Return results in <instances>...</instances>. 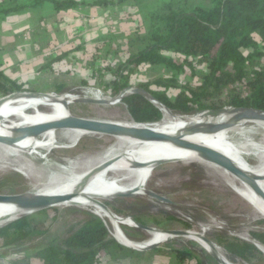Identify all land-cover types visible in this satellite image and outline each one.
Instances as JSON below:
<instances>
[{
  "label": "trees",
  "instance_id": "1",
  "mask_svg": "<svg viewBox=\"0 0 264 264\" xmlns=\"http://www.w3.org/2000/svg\"><path fill=\"white\" fill-rule=\"evenodd\" d=\"M43 1L38 0L37 3ZM49 1L59 11L84 4L77 0ZM129 1L144 8L145 12L138 11L139 23L142 25L147 21L148 30L137 34L139 46L136 50H127L129 54L120 61L118 59L117 75L120 79L108 82L104 89L118 95L137 83L138 88L149 92L177 115L187 116L227 107H256L264 110V0H203V5L196 1L191 3L190 0ZM23 7L26 6L15 4L2 8V11L7 13ZM130 41L128 43L132 45ZM229 46L234 50L225 56ZM213 48H218V54L209 57ZM248 53H253L255 60L262 59V62L257 60L253 63L252 73L245 68L249 61ZM175 54L179 55V60ZM222 58H225L227 65L231 64V72L225 70ZM237 58L241 60L240 66L232 62ZM143 64L163 65L172 73L163 74L152 81L137 82L134 74L139 72ZM187 64L194 71L201 64L204 70L202 82L185 75V83H182L180 78L175 77L173 73ZM124 77L129 83L121 82ZM17 91L30 90L16 80H6L0 69V96L5 97ZM122 101L135 122L149 124L164 118V110L142 93L125 94ZM57 209L56 206L43 210L53 212ZM164 217L175 219L172 215ZM135 219L148 225L140 216L136 215ZM177 220L182 228H191V223L186 219L179 217ZM73 228L62 238L44 244L50 228H44L32 214H27L0 230V238L4 245H15L22 252L34 247L31 254L25 252V257L34 258L36 264H98L102 252L124 247L111 234L104 219L96 213H89L84 221ZM251 234L264 245V231ZM36 238L42 239L35 241ZM210 239L235 261L253 263L264 256L252 241L231 236L225 231H215ZM175 250L180 264H185L184 259L190 253Z\"/></svg>",
  "mask_w": 264,
  "mask_h": 264
},
{
  "label": "rangeland",
  "instance_id": "2",
  "mask_svg": "<svg viewBox=\"0 0 264 264\" xmlns=\"http://www.w3.org/2000/svg\"><path fill=\"white\" fill-rule=\"evenodd\" d=\"M194 1L203 5V0H190L191 3ZM147 30L148 23L146 21L143 25V32ZM25 35L30 37L29 33H25ZM114 38L115 37L109 39V43H106L107 46L113 43L112 40ZM73 45L74 44L71 46ZM101 46L106 50L107 47L105 44H101ZM127 48H129L127 44H123L121 47L119 45L115 46L114 44L112 50L116 49V51L110 53L109 56L107 55V58L102 57L97 60V66L93 72L94 83L89 81L90 84L87 83L69 88L53 86L50 90L35 91L81 98L78 102L69 105L70 111L74 116L116 121L118 123L132 121L125 103L122 100H118L120 102H117L114 98L116 94L104 89L108 82L113 81L115 78L120 79L117 75V58L120 53L125 54L127 52L126 50H128ZM233 50L234 48L229 46L225 56L229 55L230 51L233 52ZM115 53H117V55H115ZM98 54V52L92 51L89 53L88 57L92 61L94 58L99 57ZM217 54L218 48H213L209 52V57ZM175 56L176 59L179 60V55L175 54ZM231 57L232 56H229V58ZM254 57L255 55L253 53L247 54V60L249 61L245 64V68L250 73L254 72L253 63L257 60H262H255ZM222 59L225 70L231 72V64L227 65L226 60H224L225 58ZM232 62L240 66L241 60L237 58ZM75 68L76 66H74V69ZM133 68L136 69V67ZM139 71L146 73L150 78L154 75V79L163 74L170 75L172 73L163 65L149 64L141 65ZM203 73L204 70L201 64H199L196 71L192 69L191 65L187 64L183 65L180 71H176L173 74H175L176 78H180L182 83H185V79L183 78L185 75L192 76L198 82H202ZM135 75L137 74H134V76ZM139 77L144 78L145 82H148L144 74H141ZM19 81H22V79L20 78ZM121 82L129 83L125 77ZM134 87L128 86V88ZM10 95L7 97L0 96V100L3 98L7 99L11 97ZM249 96L251 97V94ZM97 97H101L102 100H98ZM86 99H96L97 101L87 102L85 101ZM41 109L45 110L47 108L42 107ZM28 112H31V110ZM170 114L177 116V114ZM170 117L173 119L172 121L176 119L172 116ZM6 125L9 124L6 123ZM248 127L255 130L257 133L252 134V137L250 134H234L230 136L231 140L238 147L243 148L247 143H252L254 146L262 143L264 132L256 130L253 124H249ZM116 144V136L110 133H89L80 138L79 141L73 143L66 134L65 128H60L58 129L57 141L49 148H41L37 152L31 154L22 151L18 153L0 151V194L35 193L47 190L51 187L47 179L49 180V178L55 176L61 171V168L62 170L66 169L67 172L65 176H61L63 179L76 174L75 171L78 170L77 172H79L85 167H91L92 170L97 166V161L105 153L112 148H116ZM243 150L248 154L246 156L248 161L254 166L258 165L259 158L254 155V149L245 147ZM97 158L99 159L96 160ZM75 167H78L77 170H74ZM222 169V167L214 163L197 160H171L170 162L158 165L155 163L154 172L147 184L145 195L142 194L143 190H137V192L134 191L135 194L130 196L118 197L115 196V194L107 198H93L92 202L101 203L102 205L104 203V206L108 207L115 219H117L116 221L124 234L126 236L128 235L127 237L129 239L136 242H146L154 238L155 234L160 235L167 233L164 231L150 232L135 227L137 223L132 217L135 219L136 215L146 221L148 223L147 226L156 229H186L182 228V224L177 220V218L180 217L191 223V228H187L186 230L203 233L209 238L215 231H225L231 236L249 241H257L253 238L251 233L254 231H264V215L232 187L233 185L241 187L242 181L232 174L228 175L224 173ZM119 175V173L114 172L111 176L118 177ZM147 190H152L166 197L171 200V203L150 196ZM57 208L58 209L53 212L40 210L32 213L35 220L43 224L44 228H50L45 236L44 244L69 234L74 229L73 227H77L80 222L88 217L89 213H96L92 207L75 204H63L57 206ZM164 215H172L175 219H167ZM100 216L106 221L111 234L116 236L113 222L105 216ZM119 222L126 225L121 226ZM6 226H8V224L0 227V230L4 229ZM40 239L36 238L35 241H39ZM119 242L122 243L120 240ZM163 243L173 245L180 250L189 252L204 264H220L208 250L193 239L187 237H171L163 241ZM258 243L260 244V242ZM31 249L32 250L29 251L26 250V252L28 251L27 254H31L35 250L34 247H31ZM224 254L230 261L232 260L234 264H264V256L262 259L255 260V262L251 263L235 261L229 258L226 252ZM20 255L23 259L31 262V264L37 263V261L30 256L25 257L23 253ZM189 259L187 260L190 261Z\"/></svg>",
  "mask_w": 264,
  "mask_h": 264
},
{
  "label": "bare ground",
  "instance_id": "3",
  "mask_svg": "<svg viewBox=\"0 0 264 264\" xmlns=\"http://www.w3.org/2000/svg\"><path fill=\"white\" fill-rule=\"evenodd\" d=\"M97 99L102 100L101 97H97ZM63 100H67L69 105H71L81 100V98L50 93L48 96L35 97L22 95L11 96L5 99L0 102V136L10 139L20 137L23 134L21 129L24 127L70 118L72 113L69 105L66 106ZM117 102L120 101L117 100ZM158 105L160 106V104ZM42 107H46L47 109L42 110ZM160 107L164 110V118L159 122L137 124L132 120L117 123L129 128L149 127L156 132L168 135L170 139L146 140L127 133H115L113 135L117 138L116 148L110 149L100 159L97 158L96 160H99L94 169L91 170V167H85L83 170L77 172L78 167H75L74 170H77L75 171L76 174L63 179L61 176H65L67 172L66 169L62 170L61 168V171L55 176L49 178V180L47 179L51 186L49 189L35 193L70 195L69 202L65 204L94 208L99 216H105L113 222L116 236L123 244L141 249L149 244L163 240L166 241L172 236L169 233H165L160 235L155 234L154 238L146 242L131 240L124 234L116 221L117 219H115L108 207L101 203L92 202V199L107 198L119 192H128L131 190H135L136 192L137 190H143L142 194H144L147 184L153 175L155 163L158 160H197L212 163L201 151L180 144L177 140L210 147L222 152L251 176L262 178L259 181V185L264 190V136L260 145L254 146L252 143H247L243 148L234 144L230 138L234 134H250L252 137V134L257 132L248 127L249 124H253L256 130L264 132V120H240L233 126L220 131H209V128L212 126L228 123L234 115L235 110L227 108L223 111L209 110L187 116H173L164 106ZM29 110L31 112H28ZM170 116L176 119L172 121L173 119ZM6 123L9 125H6ZM65 132L73 143L90 133L78 128H65ZM57 135L58 129L50 128L39 135L26 137L14 144L0 143V151L35 153L41 148L51 147L57 141ZM245 147L254 149V155L259 158L258 165L254 166L248 161L246 158L248 154L243 150ZM105 162L109 163L101 165ZM134 162H139L142 165L140 167H134ZM222 170L224 173L231 175L226 169ZM114 172L120 175L118 177H112L111 175ZM232 187L264 215V197L256 192L250 184L242 181L241 187L237 185H233ZM21 212V209L12 203H0V226L9 219L17 217ZM203 235V233L189 232L187 238L197 241L206 250L211 251L214 248L203 240ZM259 245L264 250V246ZM215 248L224 259L225 264H234L232 260L230 261L226 257L221 248L217 245Z\"/></svg>",
  "mask_w": 264,
  "mask_h": 264
},
{
  "label": "crops",
  "instance_id": "4",
  "mask_svg": "<svg viewBox=\"0 0 264 264\" xmlns=\"http://www.w3.org/2000/svg\"><path fill=\"white\" fill-rule=\"evenodd\" d=\"M37 1L0 0V69L6 80H16L30 91L94 83L97 60L116 51L112 50L114 44L130 46L131 40L132 45L127 48L131 51L139 46L136 37L143 32L145 24L139 23L138 11L145 12L139 4L129 0H77L84 4L59 11L49 0L41 4ZM15 4L26 7L7 13L2 11ZM112 37H115L113 43L107 46ZM101 44L106 45V50ZM92 51L98 52L99 57L91 61L88 56ZM126 54L129 53H120L117 59L120 61ZM141 74L148 81L154 79V75L150 78L139 71L134 76L137 82H145L139 77ZM122 245L123 248L102 253L98 264H180L175 250L178 248L173 245L162 242L151 249ZM19 249L15 245H4L0 238V264H31L20 255H25L26 251ZM184 261L185 264H204L191 254L186 255Z\"/></svg>",
  "mask_w": 264,
  "mask_h": 264
},
{
  "label": "water",
  "instance_id": "5",
  "mask_svg": "<svg viewBox=\"0 0 264 264\" xmlns=\"http://www.w3.org/2000/svg\"><path fill=\"white\" fill-rule=\"evenodd\" d=\"M134 92H139L145 95L147 98L155 102L156 104H160V106H164V108L172 113L170 109H168L163 103L158 101L153 95H151L149 92L140 89L138 87L134 88H126L124 89L120 94L116 95L114 98L117 100H122L123 96L128 93H134ZM50 93L47 92H36V91H19L15 92L10 96H22V95H30V96H35V97H40V96H48ZM7 97V96H6ZM5 98L1 99L0 102L4 101ZM85 101L87 102H95L97 101L96 99H86ZM63 103L68 106L69 102L67 100H63ZM229 109L235 110L234 115L230 118V121L225 124L221 125H216L212 126L209 128V131H220L224 128H228L233 126L237 121L240 120H264V110L256 107H227ZM227 108L221 109L219 111H223ZM209 111V110H206ZM174 114V113H172ZM137 124H141L138 122H135ZM143 124V123H142ZM50 128H78V129H83L84 131L90 132V133H110V134H115V133H127L134 135L136 137L146 139V140H165V139H170L168 135L159 133L154 131L153 129L149 127H134V128H129L122 126L118 124L116 121H108V120H100V119H93V118H87V117H79V116H74L72 115L70 118L61 120V121H55V122H47L43 124H38L34 126H27L21 129L22 135L20 137L16 138H5L3 136H0V143L3 144H14L17 143L18 141L29 137V136H34V135H39L42 132L50 129ZM180 144H184L186 146L192 147L194 149H197L201 151L202 153L205 154V156L214 164L222 167L223 169H226L228 172L236 176L239 180L250 184L256 192L261 194L264 197V190L260 187L259 181L262 178H259L257 176H251L240 168L238 164L233 162L230 158H228L225 154L222 152H219L213 148L206 147V146H201V145H196V144H190L185 141L177 140ZM171 160H158L156 161V165L161 164V163H166L170 162ZM109 162H105L104 164L101 165H106ZM134 167H140L142 164L139 162H134L133 163ZM135 191V190H134ZM134 191H128V192H120L117 193L115 196L118 197H123V196H130L135 194ZM147 193L155 198L164 200L166 202H170L171 200L167 199L164 196L159 195L158 193L152 191V190H147ZM71 196L68 194L64 195H49L45 193H34V192H24V193H17V194H0V203H12L16 205L18 208L21 209V213L17 217H13L9 219L7 222L3 223L0 227L10 224L14 220L27 215V214H32L33 212L40 211L43 209H47L50 207H56L63 205L67 202H69ZM103 203V202H102ZM103 205H105L103 203ZM133 220L137 223L135 227L144 229L146 231L154 232V231H164L169 233L172 238L174 237H188L189 232L191 230H186V229H168V230H163V229H156L141 223H138L134 217H132ZM121 224V223H120ZM126 224H121V226H125ZM114 236V235H113ZM116 238V236H114ZM117 239V238H116ZM118 240V239H117ZM203 240L208 242L214 249H212L210 254L220 263V264H225L224 259L220 256L218 251L216 250L215 246L216 243L211 240L209 237L203 235ZM119 241V240H118ZM164 241V240H163ZM163 241L149 244L148 246L141 248V249H151L159 244H161ZM262 252V248L260 247L259 243L257 241H252ZM138 249V248H137ZM224 256V255H223Z\"/></svg>",
  "mask_w": 264,
  "mask_h": 264
},
{
  "label": "built area",
  "instance_id": "6",
  "mask_svg": "<svg viewBox=\"0 0 264 264\" xmlns=\"http://www.w3.org/2000/svg\"><path fill=\"white\" fill-rule=\"evenodd\" d=\"M105 221V220H104ZM105 223H106V221H105ZM106 225H107V223H106ZM108 227V226H107ZM109 228V227H108Z\"/></svg>",
  "mask_w": 264,
  "mask_h": 264
}]
</instances>
